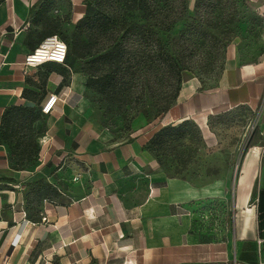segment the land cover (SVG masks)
I'll use <instances>...</instances> for the list:
<instances>
[{
    "label": "crops",
    "instance_id": "0c3cea01",
    "mask_svg": "<svg viewBox=\"0 0 264 264\" xmlns=\"http://www.w3.org/2000/svg\"><path fill=\"white\" fill-rule=\"evenodd\" d=\"M42 1L0 3V117L8 105L34 104L21 95L23 88L38 93L40 106L50 94L58 96L44 114L34 164L12 168L0 141V263L264 264L263 149L244 152L232 181L192 182L165 174L146 148L161 125H205L240 106L264 110V58L227 66L212 88L182 82L160 122L141 127L134 120L130 137L117 139L84 114L81 73L66 72L63 82L60 63L23 70ZM82 1L68 0L75 19L83 14ZM32 82L44 83V91ZM257 122L252 144L261 146L264 111ZM36 179L48 181L56 196H35L27 183Z\"/></svg>",
    "mask_w": 264,
    "mask_h": 264
},
{
    "label": "trees",
    "instance_id": "16d2710c",
    "mask_svg": "<svg viewBox=\"0 0 264 264\" xmlns=\"http://www.w3.org/2000/svg\"><path fill=\"white\" fill-rule=\"evenodd\" d=\"M49 2L43 0L38 6L35 21L47 12ZM235 4L236 0H196L194 13L197 17L207 15L217 6L218 10L226 8L227 15ZM34 8L30 9L31 13ZM186 8L187 0H83V14L77 19L68 44L64 35L61 38L56 32H49L28 47L32 50L46 35L57 34L68 47L65 68L61 70L63 82L66 72H82L86 76V88L102 93L118 107L130 103V110H135L132 117L141 112L152 113L155 118L165 113L176 99L185 79L184 72L193 69L192 52L184 45V37L180 35L166 42L161 38L185 16ZM37 87L44 91V83ZM37 94L23 88L21 95L34 104L8 105L0 117V141L7 145L14 169L30 166L37 158L39 133L34 125L43 114ZM187 121L161 125L149 137L146 148H160L184 134ZM27 186L44 200L52 199L57 193L44 179L33 180Z\"/></svg>",
    "mask_w": 264,
    "mask_h": 264
},
{
    "label": "rangeland",
    "instance_id": "374dc122",
    "mask_svg": "<svg viewBox=\"0 0 264 264\" xmlns=\"http://www.w3.org/2000/svg\"><path fill=\"white\" fill-rule=\"evenodd\" d=\"M195 2L187 0L185 16L161 35L165 42L181 35L184 45L192 52L193 69L184 72L183 82L193 80L212 88L227 66L264 58V0H236V7L230 14L225 15L226 8L218 10L215 6L213 12L200 17L194 13ZM76 17L68 0L49 5L47 12L35 21L33 36L37 40L41 35L56 32L61 38L64 35L68 44L72 40ZM78 73L82 74L84 85L86 76ZM82 95L85 98L84 114L112 131L117 139L130 137L134 120L133 124L143 127L164 114L153 118L152 113L139 112L132 117L135 110H130V103L118 107L102 93L85 86ZM262 111L260 104L240 106L210 117L205 125L188 120L184 124V134L168 140L160 148L154 146L150 151L167 175L181 176L192 182L222 177L232 181L242 155L255 145L252 143L256 141L257 121ZM137 118L140 121L136 123ZM45 128L46 118L41 114L34 130L40 136ZM39 153L40 149L37 158ZM195 212L201 214L202 210L195 208Z\"/></svg>",
    "mask_w": 264,
    "mask_h": 264
},
{
    "label": "built area",
    "instance_id": "2783aa9c",
    "mask_svg": "<svg viewBox=\"0 0 264 264\" xmlns=\"http://www.w3.org/2000/svg\"><path fill=\"white\" fill-rule=\"evenodd\" d=\"M67 49L66 42L57 34L46 35L32 50L25 53L22 60L23 70L27 71L49 61L65 65ZM56 100H58L57 94H50L46 101L41 104V112L43 114L50 112ZM257 147L264 150V144ZM42 219L45 217L42 216ZM12 243L14 242L12 241ZM0 264H7V259H3Z\"/></svg>",
    "mask_w": 264,
    "mask_h": 264
},
{
    "label": "bare ground",
    "instance_id": "6f19581e",
    "mask_svg": "<svg viewBox=\"0 0 264 264\" xmlns=\"http://www.w3.org/2000/svg\"><path fill=\"white\" fill-rule=\"evenodd\" d=\"M252 149H253V150H257L258 147H257L256 145H254V146L252 147Z\"/></svg>",
    "mask_w": 264,
    "mask_h": 264
}]
</instances>
